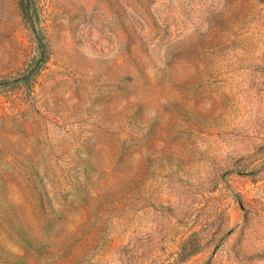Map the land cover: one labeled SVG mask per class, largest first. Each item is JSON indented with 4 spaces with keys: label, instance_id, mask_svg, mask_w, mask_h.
<instances>
[{
    "label": "rangeland",
    "instance_id": "1",
    "mask_svg": "<svg viewBox=\"0 0 264 264\" xmlns=\"http://www.w3.org/2000/svg\"><path fill=\"white\" fill-rule=\"evenodd\" d=\"M0 264H264V0H0Z\"/></svg>",
    "mask_w": 264,
    "mask_h": 264
},
{
    "label": "trees",
    "instance_id": "2",
    "mask_svg": "<svg viewBox=\"0 0 264 264\" xmlns=\"http://www.w3.org/2000/svg\"><path fill=\"white\" fill-rule=\"evenodd\" d=\"M26 13L31 11L30 7H26L25 8ZM35 17L38 20V14L37 12L34 13ZM32 21H33V16L30 15L29 17ZM33 23H35V21H33ZM36 33V37L38 39L39 42V48H40V53H41V58L38 60L37 65L35 67H32V69H30V71L26 74V76L21 79L22 82H24L26 85L30 84V81L37 75L39 74L41 67L43 65V63H45L46 60V42H45V37L43 36L42 32H40L39 30L35 31Z\"/></svg>",
    "mask_w": 264,
    "mask_h": 264
}]
</instances>
